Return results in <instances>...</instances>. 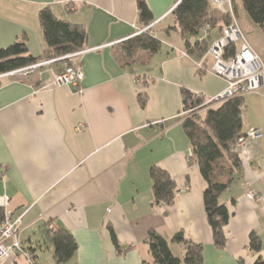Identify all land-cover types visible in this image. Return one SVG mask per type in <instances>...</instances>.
<instances>
[{"label":"crops","instance_id":"obj_1","mask_svg":"<svg viewBox=\"0 0 264 264\" xmlns=\"http://www.w3.org/2000/svg\"><path fill=\"white\" fill-rule=\"evenodd\" d=\"M146 3L162 49L125 63L121 43L146 27L138 0H0V48L25 37L29 53L43 55L39 16L48 7L84 26L83 49H96L70 62L84 72L81 92L53 85L61 62L41 74L0 79V198H8L14 219L22 217V244L38 264H58L47 238L51 224L77 242L65 264H155L146 243L152 230L167 240L182 232L202 244L204 264H254L258 255L248 246L255 232L264 261V207L246 198L250 190L264 196V137L241 152L243 173L220 198L231 218L226 248L218 250L204 205L207 183L183 126L182 91L210 100L227 82L212 73V56H190L180 32L165 31L174 26L170 14L179 0ZM221 35L212 29L208 40L214 44ZM243 127L244 133L264 129V105L243 118ZM154 167L176 183L171 207L154 203ZM20 259L6 264H27Z\"/></svg>","mask_w":264,"mask_h":264},{"label":"trees","instance_id":"obj_2","mask_svg":"<svg viewBox=\"0 0 264 264\" xmlns=\"http://www.w3.org/2000/svg\"><path fill=\"white\" fill-rule=\"evenodd\" d=\"M232 4L236 19L241 8L258 29L264 30V0H232ZM138 7L140 20L144 27H148L153 16L146 0H138ZM170 15L174 26H169L165 31L178 30L185 40L188 54L196 59H202L210 49L208 38L202 36L206 25H210L211 30L220 29L223 33L233 23L230 13L213 9L209 0H179ZM39 18L47 43L44 54L39 57L31 55L26 38L22 37L8 47L0 48V75L46 59L61 58L86 46L88 32L84 26L59 19L48 7L40 11ZM191 38L195 41L192 42ZM161 49L162 41L155 34L147 32L122 42L118 55L128 63L136 60L142 52L153 55ZM237 50L236 45H231L226 49L225 58L233 57ZM70 62L71 60L69 65L73 66ZM139 97L144 105L145 93H141ZM182 99L188 116L183 126L190 139L191 155L207 183L204 205L213 231L214 246L218 250H224L227 245L225 228L231 214L220 198L236 177L243 173V161L234 150V145L245 134L243 113L247 107L246 99L245 96L234 97L220 104L207 105L204 96L189 90L182 91ZM151 179L155 205L173 206L177 199V187L171 176L165 170L154 167L151 169ZM5 215V209L0 207V223ZM47 238L53 247L56 263L65 264L75 257L78 245L68 230H48ZM115 242L119 247L116 240ZM146 243L155 264H204V246L187 240L182 232L167 240L152 230ZM172 245L179 246L182 253L176 252ZM248 249L258 255L254 264H264L260 256L262 241L255 232L250 234Z\"/></svg>","mask_w":264,"mask_h":264},{"label":"built area","instance_id":"obj_3","mask_svg":"<svg viewBox=\"0 0 264 264\" xmlns=\"http://www.w3.org/2000/svg\"><path fill=\"white\" fill-rule=\"evenodd\" d=\"M213 9L223 13H230L233 23L223 30L221 37L212 45L205 56H212L215 63L212 73L227 82V88L217 97L207 100L206 104L214 105L223 103L234 97L246 96L260 90H264V59L258 54L240 28L234 17L232 0H209ZM153 26L139 30L142 33H151ZM211 26L206 25L202 30L203 38H209ZM238 43L239 46H238ZM231 45L238 47L235 55L229 59L225 58L226 49ZM96 49H81L77 52L67 54L61 58H51L39 61L30 66L20 68L0 75L2 78H24L34 74H41L46 68L57 63H63L61 72L55 75L54 86H68L79 92L82 91L81 84L85 78L80 67L69 65V61L93 52ZM264 137V129H250L245 132L234 145V150L241 155L249 144ZM246 198L254 204L264 207V196L255 191H248ZM0 207L6 211L5 219L0 223V264L12 262L17 257L25 259L27 264H38L34 254L25 249L20 233L22 229V217L14 219L9 210V200L6 196L0 198ZM51 231H56V226L51 224Z\"/></svg>","mask_w":264,"mask_h":264},{"label":"rangeland","instance_id":"obj_4","mask_svg":"<svg viewBox=\"0 0 264 264\" xmlns=\"http://www.w3.org/2000/svg\"><path fill=\"white\" fill-rule=\"evenodd\" d=\"M237 21L244 35L246 36V38L248 39L254 50L258 54H260L264 59V30L257 29V27L249 19L247 13L241 8L239 9ZM161 33L162 32H160L158 27L155 30V34L158 35L159 37H163ZM210 44L213 45V42H210ZM239 44L240 43H238V46ZM245 99H246L247 107H249V109L247 108V110H245L243 113V118L245 120L247 118L250 119L253 116V114H255V110L257 108H260V112H262V108L264 105V90H260L253 94L246 95ZM22 259H20L21 262L25 263V260Z\"/></svg>","mask_w":264,"mask_h":264}]
</instances>
